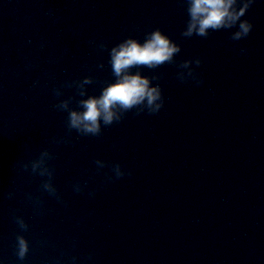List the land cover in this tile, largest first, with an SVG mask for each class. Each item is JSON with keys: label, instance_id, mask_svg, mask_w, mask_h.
I'll list each match as a JSON object with an SVG mask.
<instances>
[{"label": "water", "instance_id": "water-1", "mask_svg": "<svg viewBox=\"0 0 264 264\" xmlns=\"http://www.w3.org/2000/svg\"><path fill=\"white\" fill-rule=\"evenodd\" d=\"M188 18L182 0H0V264H264V0L242 17L253 29L240 41L237 28L183 37ZM155 29L181 48L176 64L139 69L160 76L161 111L69 134L54 107L76 96L65 83L92 76L98 96L114 79L99 45ZM196 58L203 84L182 83L177 65ZM44 149L61 200L18 163Z\"/></svg>", "mask_w": 264, "mask_h": 264}, {"label": "clouds", "instance_id": "clouds-1", "mask_svg": "<svg viewBox=\"0 0 264 264\" xmlns=\"http://www.w3.org/2000/svg\"><path fill=\"white\" fill-rule=\"evenodd\" d=\"M186 5L188 20L185 30L181 33L183 37L191 38L194 35L207 38L211 32L220 30H230L237 28L230 36L233 41H240L249 36L253 29L250 21L242 19L248 10L255 3V0H182ZM101 50L108 51V63L111 67L113 81L107 82L100 90V94L88 95L87 85L94 83L92 76H86L81 80L66 82L64 87L76 89V96L81 97L77 100L76 96L59 100L54 107L58 111L66 112V125L69 134L74 130L81 136H100L102 127L112 126L120 123L125 115L136 110V115L147 112L149 115L157 114L164 107V96L162 89L157 83L153 86V81H158L160 76H145L139 71L141 68L157 69L164 64H176L175 57L181 52L180 46L172 41L160 29L148 32L143 42L128 37L117 45L108 49L107 44H100ZM202 60H185L180 62L177 67V79L182 83L194 81L197 86L203 84L201 75L191 67L195 64L199 67ZM99 67L103 68L101 64ZM135 68L137 71L133 72ZM54 95L59 98L63 95L60 88L53 90ZM86 97V98H84ZM75 102L76 107L72 105ZM60 143V140H56ZM55 157L47 149L41 151L37 158L29 162H18L25 172L29 171L32 175H38L42 179L40 189L50 196L61 200L53 180L55 169L50 166L49 161ZM97 170L106 167L104 161H95ZM115 179L122 178L126 173L122 171L121 165L116 163L111 166ZM131 175V173H127ZM109 180L113 177H108ZM77 193L82 192L79 184L73 186ZM13 193H8L11 199ZM28 199L34 204L41 205L39 198L28 194ZM39 210V209H37ZM13 220L21 230L28 231L29 225L22 216L13 214ZM29 241L21 234L16 235L15 255L18 260L23 261L29 253ZM75 260V257H73Z\"/></svg>", "mask_w": 264, "mask_h": 264}]
</instances>
